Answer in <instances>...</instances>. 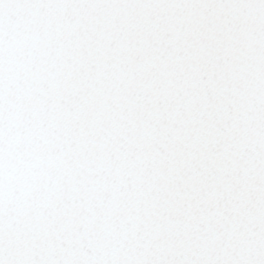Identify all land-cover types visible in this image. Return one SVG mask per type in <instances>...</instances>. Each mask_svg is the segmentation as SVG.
I'll list each match as a JSON object with an SVG mask.
<instances>
[{
	"label": "snow or ice",
	"instance_id": "snow-or-ice-1",
	"mask_svg": "<svg viewBox=\"0 0 264 264\" xmlns=\"http://www.w3.org/2000/svg\"><path fill=\"white\" fill-rule=\"evenodd\" d=\"M0 264H264V0H0Z\"/></svg>",
	"mask_w": 264,
	"mask_h": 264
}]
</instances>
